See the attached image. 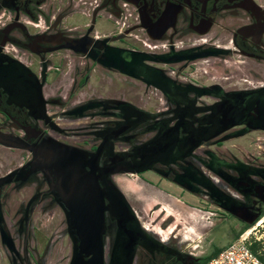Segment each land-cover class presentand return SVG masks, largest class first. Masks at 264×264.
Here are the masks:
<instances>
[{
    "label": "flooded vegetation",
    "instance_id": "obj_1",
    "mask_svg": "<svg viewBox=\"0 0 264 264\" xmlns=\"http://www.w3.org/2000/svg\"><path fill=\"white\" fill-rule=\"evenodd\" d=\"M261 100L264 0H0V264L119 261L126 202L109 182L143 228L132 264H197L141 222L113 175L152 171L243 224L228 207L264 209V142L251 149L264 128L249 123ZM49 143L97 167L100 251L35 161ZM117 166L130 170L102 175Z\"/></svg>",
    "mask_w": 264,
    "mask_h": 264
},
{
    "label": "rangeland",
    "instance_id": "obj_2",
    "mask_svg": "<svg viewBox=\"0 0 264 264\" xmlns=\"http://www.w3.org/2000/svg\"><path fill=\"white\" fill-rule=\"evenodd\" d=\"M104 24L109 26L106 21ZM255 133L251 149L258 153L262 150L260 141L264 142V133ZM113 178L138 210L142 223L160 237H170L173 246L197 257L198 261L216 246H224L232 241L235 230L242 226L239 218L223 209H215L209 201L204 202L196 194L152 171L142 174L119 172ZM263 217L264 213L260 218ZM256 227L253 228V236H260V242L264 245V218L261 225ZM151 264L171 263L157 258Z\"/></svg>",
    "mask_w": 264,
    "mask_h": 264
},
{
    "label": "water",
    "instance_id": "obj_3",
    "mask_svg": "<svg viewBox=\"0 0 264 264\" xmlns=\"http://www.w3.org/2000/svg\"><path fill=\"white\" fill-rule=\"evenodd\" d=\"M256 103L257 106H254L255 113L252 114V118L249 120V123L252 126L264 128V101L261 100L257 101ZM236 110L239 111L238 106ZM160 141L158 142L159 144ZM146 147L150 148V145L148 144ZM54 148L60 149L63 147L52 143L39 146L35 151V161L40 163L41 166L46 169L54 168V173L57 177V188L61 196L60 199L64 201L69 207L70 217H73L75 214L74 212L76 210V204L78 205L77 210L80 211L82 209V214L79 215H82L87 220L85 233L87 236H89V238L95 233L94 237L98 243L96 248L100 251L102 250V245L100 243L102 240L101 233L105 226L103 212L104 208L102 204L103 191L99 189V185L96 180L97 167L93 166L91 171H87L84 166V161L82 160L84 155L80 151L77 152L69 149L63 153H60ZM144 153L148 154L150 151L147 150L144 151ZM146 168H148V166L138 167L136 168V171L144 170ZM121 170H130V168L125 166L104 168L102 175L106 177L109 173ZM131 170L134 171V169ZM108 184H110L108 185L109 191L121 194L120 196L122 202H126L124 205L126 220L121 218L118 219L119 237L116 240L117 242L115 243L114 247V252H116V255L119 253L120 257L119 261H116L113 264H132L135 246V239L133 235H139L141 232H143V228L141 227L139 220H137L135 212L127 203L123 193L117 189L113 183L109 182ZM228 209L236 215L242 217L248 223H253L259 214H254L253 216L247 218L245 216L239 215V213L234 208L228 207Z\"/></svg>",
    "mask_w": 264,
    "mask_h": 264
},
{
    "label": "built area",
    "instance_id": "obj_4",
    "mask_svg": "<svg viewBox=\"0 0 264 264\" xmlns=\"http://www.w3.org/2000/svg\"><path fill=\"white\" fill-rule=\"evenodd\" d=\"M261 222L257 221L255 225L242 231L202 264H264L258 252L250 247L253 241H261L260 236H253L255 233L253 228H257L256 226L261 225Z\"/></svg>",
    "mask_w": 264,
    "mask_h": 264
},
{
    "label": "trees",
    "instance_id": "obj_5",
    "mask_svg": "<svg viewBox=\"0 0 264 264\" xmlns=\"http://www.w3.org/2000/svg\"><path fill=\"white\" fill-rule=\"evenodd\" d=\"M264 213V209H262L260 212H259V214H258V216H257V218L254 220V222L253 223H248V222H244L243 224H242V226L239 228V229H237V230H235V232H234V235H233V238H236L244 229H246L247 227H249V226H251L252 224H254L255 223V221H257L260 217H261V215ZM261 219V218H260ZM259 219V220H260ZM258 220V221H259ZM223 246H216L211 252H209L208 254H205L204 256H202L201 258H200V260L198 261V264H202L203 262H205V260H207L209 257H211L212 255H214V254H216L221 248H222ZM250 247H251V249L253 250V251H255V252H258V254H259V256H260V258L262 259V260H264V245L260 242V241H253L252 243H251V245H250ZM260 251V252H259Z\"/></svg>",
    "mask_w": 264,
    "mask_h": 264
},
{
    "label": "bare ground",
    "instance_id": "obj_6",
    "mask_svg": "<svg viewBox=\"0 0 264 264\" xmlns=\"http://www.w3.org/2000/svg\"><path fill=\"white\" fill-rule=\"evenodd\" d=\"M263 218H264V217H263ZM263 218H262V219H260V220L258 221V223H259V222H261V221L263 220ZM187 237H188V236H187ZM187 237H186V238H187Z\"/></svg>",
    "mask_w": 264,
    "mask_h": 264
}]
</instances>
